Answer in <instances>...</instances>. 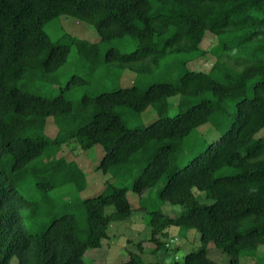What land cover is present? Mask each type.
Segmentation results:
<instances>
[{"label": "trees", "instance_id": "1", "mask_svg": "<svg viewBox=\"0 0 264 264\" xmlns=\"http://www.w3.org/2000/svg\"><path fill=\"white\" fill-rule=\"evenodd\" d=\"M64 15L92 25L99 41L61 25L45 30ZM209 35L216 44L205 50ZM210 56L209 71L189 68ZM66 67L73 73L62 83ZM126 71L136 75L127 87ZM57 87L54 96L41 92ZM78 88L88 92L71 99ZM145 114L155 116L148 125ZM50 123L56 136L47 133ZM206 124L215 136L209 144L197 137ZM73 141L83 151L101 145L96 170L121 183L80 200L82 220L60 208L34 229L45 198L26 197L20 183L35 176L45 194L88 186L78 163L63 157ZM130 190L139 209L153 191L184 209L176 217L148 210L153 254L170 252L174 226L200 234V248L183 264H220L208 257L211 245L229 255L228 264L257 257L264 246V0H0V264L14 257L94 264L86 252L102 248L111 224L133 215ZM115 264L163 263L133 253Z\"/></svg>", "mask_w": 264, "mask_h": 264}, {"label": "rangeland", "instance_id": "2", "mask_svg": "<svg viewBox=\"0 0 264 264\" xmlns=\"http://www.w3.org/2000/svg\"><path fill=\"white\" fill-rule=\"evenodd\" d=\"M59 25H61L63 29H65V31L71 36L78 37L80 39H86L92 42L99 41V36L96 33L97 31L92 25L71 16L64 15L60 17L59 20L52 21L46 26L45 30L50 34H54L55 31H58ZM215 44L216 39L209 35L207 38H205L202 48L205 50H210ZM214 61V57H202L189 63L188 66L190 69L195 71L199 70L207 72L211 69ZM63 71L64 74L61 77V80L62 83H65L70 78L73 71H69L67 67ZM135 77L136 75L134 73L126 71L124 74L125 81L122 85L125 87L131 86ZM45 90H48L46 94L52 96L59 92L58 87L54 91L43 89L41 92H44ZM87 92V88H78L72 92L71 99H77L80 95ZM171 101L176 102L177 100L176 98H173ZM154 117V114H145L143 115V122L148 125V123H151ZM131 125L134 126L133 124ZM208 126L209 125L206 124L200 129V131H198L197 137L199 142L205 140L206 143L209 144L213 141V138H215V136H213L214 130H211ZM58 131L59 129L50 123L47 133L50 136H56ZM216 132L220 134L219 131L216 130ZM204 146L205 144H203L201 148ZM62 154L68 162L75 161L83 169L88 180V186L84 188L82 192H80L77 186L65 185L45 194L37 186L38 180L35 176H30L28 179L20 183L19 189L26 197L33 200H43L45 198V202L42 204L44 215L38 221L36 220L34 222V229H38L44 221H47L49 218L48 213H52L53 210H60V208H63L66 212L76 214L79 219L82 220L84 214L78 205L80 200L94 197L96 194L103 192L107 185L113 182L118 185L121 183L117 179L115 180L110 176L106 177L101 172L96 170L95 167L99 165L103 155L101 145H96L89 150L83 151L79 148L78 143L73 141L69 145L62 147ZM184 163H186V161H183L180 166H182ZM202 195V193H199V198L203 203H205L206 200ZM142 198L143 200H146V203H144V205L142 204L145 209H139L141 207L140 197L133 191H128V199L132 205V208L134 209L131 219L123 222L112 223L109 228L110 237L103 242L102 248L96 250L91 249L86 252L85 260L87 262L93 261L94 264L121 263L128 261L131 254L135 253L142 255L144 260L147 262L161 261L163 264H175L176 261H179L180 264H183L184 257L187 253L196 251L200 248V234L195 229L184 230V234H182L179 233V228L173 226L169 229L170 252L168 254H161V251H159V254H153L152 252L154 249H156V246L150 241L151 228L148 224V210L151 209L152 206L159 207L170 217H176L177 215L183 213L184 209L180 206H173L170 203L163 202L156 191H153L151 195L149 192H147ZM208 203H211V201ZM139 244H141V247ZM141 248L143 250H140ZM259 249L260 250L257 253V257H241L240 262L242 264H255L256 261L259 260L260 262L264 263V246L260 247ZM208 257L219 262L220 264H228L230 261L229 255L222 253L212 245L209 248ZM11 264H18L16 257L12 259Z\"/></svg>", "mask_w": 264, "mask_h": 264}]
</instances>
